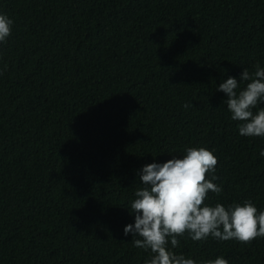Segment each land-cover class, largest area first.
<instances>
[{
	"label": "trees",
	"instance_id": "16d2710c",
	"mask_svg": "<svg viewBox=\"0 0 264 264\" xmlns=\"http://www.w3.org/2000/svg\"><path fill=\"white\" fill-rule=\"evenodd\" d=\"M0 13L14 22L0 44V264H145L124 235L138 173L187 147L218 159L222 193L206 203L264 211V137H242L216 91L264 68V0H0ZM179 240L197 264H264L262 237Z\"/></svg>",
	"mask_w": 264,
	"mask_h": 264
},
{
	"label": "clouds",
	"instance_id": "9594fccd",
	"mask_svg": "<svg viewBox=\"0 0 264 264\" xmlns=\"http://www.w3.org/2000/svg\"><path fill=\"white\" fill-rule=\"evenodd\" d=\"M13 20L0 13V44H6L12 34ZM243 82H247L241 87ZM226 94L224 103L231 119L238 121L242 137H264V68L255 65L254 73L243 69L239 79L228 77L216 89ZM185 108L193 105L185 104ZM182 158L172 157L163 164L151 163L138 173L140 187L130 201V215L135 223L124 228L138 249L152 253L145 264H197L173 251L186 233L194 241L209 237L241 243L264 238V211L252 201L225 206L206 203L209 192L219 196L222 187L214 183L218 159L214 150L187 147ZM264 156V151H261ZM211 174V178L207 177ZM169 244L171 247H169ZM202 264H229L224 257Z\"/></svg>",
	"mask_w": 264,
	"mask_h": 264
}]
</instances>
